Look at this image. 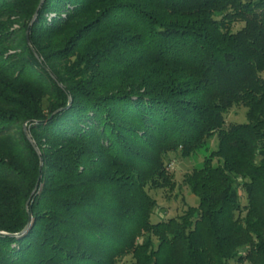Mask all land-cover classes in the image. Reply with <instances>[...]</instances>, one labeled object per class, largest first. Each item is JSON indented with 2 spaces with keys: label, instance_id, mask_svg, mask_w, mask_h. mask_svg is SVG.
Wrapping results in <instances>:
<instances>
[{
  "label": "trees",
  "instance_id": "16d2710c",
  "mask_svg": "<svg viewBox=\"0 0 264 264\" xmlns=\"http://www.w3.org/2000/svg\"><path fill=\"white\" fill-rule=\"evenodd\" d=\"M39 3L0 0V264H264V0Z\"/></svg>",
  "mask_w": 264,
  "mask_h": 264
},
{
  "label": "rangeland",
  "instance_id": "374dc122",
  "mask_svg": "<svg viewBox=\"0 0 264 264\" xmlns=\"http://www.w3.org/2000/svg\"><path fill=\"white\" fill-rule=\"evenodd\" d=\"M242 23H236L234 29L240 27ZM264 77V72L262 73ZM246 107L243 105H235L225 114L226 124L233 122H246ZM217 146V138L215 136L208 139L207 143L197 152L185 157L180 152L171 153L167 157L168 169L173 175L175 187L173 189L158 188L149 189V193L156 199L157 207L155 208L151 219L156 222L169 217H176L182 214L189 205H197L198 198L193 195L184 182V175L189 173L193 167L201 166L203 158L207 156L212 149ZM241 203H246L244 194L241 196ZM131 260L130 256H126L121 263H127ZM230 264H248V262H239L231 260Z\"/></svg>",
  "mask_w": 264,
  "mask_h": 264
},
{
  "label": "water",
  "instance_id": "95a60500",
  "mask_svg": "<svg viewBox=\"0 0 264 264\" xmlns=\"http://www.w3.org/2000/svg\"><path fill=\"white\" fill-rule=\"evenodd\" d=\"M43 1H44V0H40V3H39V5H38V7H37V9H36V11H35V13H34V16H33V19H32V20H34V19L36 18V16L38 15V11H39V9H40V7H41ZM24 130H25V134H26V136L28 137V139H29V140L32 142V144L34 145V147H35L36 151L38 152V154H40V152H39L37 146L35 145V142L33 141L32 137H31V134L29 133V130H28V127H27V123H24ZM35 189H36V188H35ZM35 189H34V190H35ZM28 202H29V200H28ZM27 204H28V203H27ZM27 229H28V225L23 229V232L26 231Z\"/></svg>",
  "mask_w": 264,
  "mask_h": 264
}]
</instances>
